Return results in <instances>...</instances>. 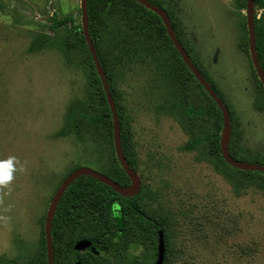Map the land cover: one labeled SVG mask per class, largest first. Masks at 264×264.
Returning a JSON list of instances; mask_svg holds the SVG:
<instances>
[{
  "label": "rangeland",
  "instance_id": "374dc122",
  "mask_svg": "<svg viewBox=\"0 0 264 264\" xmlns=\"http://www.w3.org/2000/svg\"><path fill=\"white\" fill-rule=\"evenodd\" d=\"M82 1L0 0V264L44 262L52 202L75 171L132 185L109 176L116 172L114 124L93 120L106 108L84 45L68 34L70 24L54 28L53 18H72L83 29ZM155 1L236 121V132L224 131L229 154L264 163V86L252 59L248 11L236 0ZM111 12L99 22L102 51L139 203L166 231L169 260L162 264H264V178L224 164L212 141L185 149L192 135L212 131L211 123L179 115L207 107L205 93L175 56L162 52L156 34L140 32L144 17H154ZM147 227L135 225L127 241L115 242L78 209L63 227L57 264H77L78 257L156 264L159 237L152 243ZM83 241L97 246L78 251Z\"/></svg>",
  "mask_w": 264,
  "mask_h": 264
},
{
  "label": "trees",
  "instance_id": "16d2710c",
  "mask_svg": "<svg viewBox=\"0 0 264 264\" xmlns=\"http://www.w3.org/2000/svg\"><path fill=\"white\" fill-rule=\"evenodd\" d=\"M148 1L162 8V6L157 1L155 0H148ZM236 1H237L238 9L240 10L247 9V0H236ZM254 2L256 8L259 7L260 9L264 10V0H254ZM112 10L114 12L123 15L127 14V15L137 16L139 14L140 15L148 14L151 15V17H154V19L150 18L149 16L144 17L145 19H147V22L146 24L140 27V32L145 35H149L150 33L156 34L157 39L161 40V43L163 44V47L161 48L162 52H167L168 54H172L180 61L182 67L185 70H187L190 77L198 84V86L202 89V91L206 95V98L208 99L209 105L207 107H203L199 109L193 108L184 112H179V115L182 118H185L186 116H190L191 119H196V120L200 119L202 121H206L207 123H211V127H210V129L212 130L211 133H207L203 137L197 139H195L194 136L192 135L191 141L185 146V149L187 150L195 149L199 144L203 142L212 141L214 146V151L220 157L223 163L228 165V163L225 162L221 151L222 133L224 129L223 112L219 107V105L217 104V102L210 96V94L206 91L204 86H202L199 83V81L195 78L192 71L189 69V67L182 59L180 53L178 52L174 43L172 42L171 38L168 35V32L166 30L162 18L156 15L155 13H153L151 10L147 9L144 5L137 2L136 0H88L87 11H88L89 32L93 40V43L95 44L97 54L100 60V64L105 71L107 83L109 85L114 101L116 103L117 112L120 120V127H121V144L129 165H131V162L128 156L129 154L128 149H126V144H125L126 130L122 119V110L117 103L118 102L117 95L112 88L111 78L107 72V62L105 60L104 53L102 51V42H103L102 37L104 36L102 34L101 25H99V22L101 23V20H104L106 16L108 18L109 15L113 13L111 12ZM169 16L171 17L170 20L172 26L177 36L179 37L180 33L177 29V25L174 19L172 18L171 14H169ZM53 21H54L55 29L61 28L62 26H66L67 24L71 25V29L70 30L68 29L67 32L70 36L78 37L81 40L82 44L84 45L90 65L93 69L95 78L99 82L100 95L102 96L106 108V112H104L103 115L94 118L93 120L99 123L100 122L113 123V113L108 102L107 94L104 89V84L102 78L100 77L97 71V67L94 62L93 56L90 53L89 46L87 44L86 37L82 27H74L73 25L74 22L72 18H66L62 20H55V18H53ZM255 29H256V49H257L261 68L264 70V13L261 18L255 16ZM245 31H247L246 17H245ZM180 43H182L181 39H180ZM183 47L185 48L184 45ZM193 63L197 67V69L203 74V76L209 82V84L212 86L213 90L221 98L215 86L205 76V74L202 72L198 64L194 61ZM172 70L174 73H176L174 67H172ZM221 100L224 102L222 98ZM181 117H177V120L180 123V125L184 129H186L185 123ZM235 123L236 121L234 117L231 115V126L234 132H236ZM113 152L115 153V147H113ZM231 155L233 159L239 161L237 155H235L234 153L233 154L231 153ZM239 162L248 163L243 161H239ZM249 164H257L260 166H264V163H261L259 160H255ZM115 165H116L115 175L109 174V176L112 177V179L117 181L119 184L126 185L127 183L130 182L131 180L130 177L128 176L126 170L123 168V166L117 159ZM246 173L257 175L261 178H264V172H254L247 170ZM78 209L86 210L92 216L93 220L99 226H101L106 231V233L109 234V236H113L115 242L116 241L118 242L119 240L127 241L128 238L133 233L132 228L135 225H139L140 223V225L142 224V226L144 225V226H148L147 228H151L148 229V233H150L149 239L150 241H152V243L156 244L158 242L159 230L164 228L159 221L153 219V217L149 213H147V211H144L143 206H141L139 203L138 196L133 198L123 197L113 187L95 179L92 176L83 175L77 178L67 188L64 196L60 200L57 207V211L53 220V228H52L54 264H57L58 257L60 255V252L58 251V247H59L58 241L62 234L63 227L66 225L69 214L77 213ZM144 218H147L146 225L143 222ZM154 224L157 226V230H154L152 228ZM164 235L166 239L165 229H164ZM42 245H43V255H44L43 256L44 262L42 264H48V248H47L46 232L43 234ZM78 258H79L78 261H80L81 264H89L90 262L89 261L90 259H86L83 261L81 260L80 257ZM165 258L169 260L168 252H166Z\"/></svg>",
  "mask_w": 264,
  "mask_h": 264
},
{
  "label": "water",
  "instance_id": "95a60500",
  "mask_svg": "<svg viewBox=\"0 0 264 264\" xmlns=\"http://www.w3.org/2000/svg\"><path fill=\"white\" fill-rule=\"evenodd\" d=\"M136 1L141 3L142 5H144L147 9L158 14L162 18V20L165 24V27L167 29L168 35L171 38L172 42L174 43L176 49L180 53L182 59L184 60L186 65L189 67V69L192 71L195 78L199 81V83L202 86H204L206 91L210 94V96L217 102V104L221 108V110L223 112V117H224V129H223V133H222L221 151H222V156H223L225 162L234 166V167L245 169L246 171L249 170V171H254V172H264V166H260L257 164L241 163V162L233 159V157L229 154L228 147L226 145L225 133H224V131L228 127L230 129L232 128L231 116H230L229 110H228L227 106L224 104V102L221 100V98L218 96V94L213 90V88L209 84V82L205 79L203 74L194 65L189 54L184 49L183 45L179 42L167 13L164 10L160 9L159 7L155 6L153 3H151L148 0H136ZM87 8H88V0H83L82 1L83 18H84L83 31H84V34L86 37L87 44L89 46L90 53L93 56L94 62L96 64L97 71H98L100 77L102 78V81H103V84L105 87V91L107 94L108 102H109V105H110L112 113H113V124H114V135H115L117 159L121 163L123 168L126 170L128 176L130 177V179L132 181V185L130 187H127V188H120L116 184H114L110 179L105 177L104 175H101V174H99L93 170H89V169H79V170L75 171L70 177H68L65 180V182L62 184L59 191L57 192V194H56V196L52 202V205H51V208H50V211L48 214V218H47L46 239H47V248H48V264H54L52 228H53V220H54V217H55V214L57 211L58 204H59L60 200L62 199V197L64 196L67 188L77 178H79L83 175L92 176L95 179L113 187L123 197H127V198L136 197L140 192V186L136 180L135 173L131 169V167L127 161V158L124 154L123 148H122L121 127H120L119 115L117 112L116 103L114 101L113 95H112L111 90L109 88V85L107 83L105 71L100 64V60H99V57L97 54L95 44L93 43V40H92L90 32H89ZM246 10L248 11V27H249V34H250V46H251L252 59H253L254 66L257 70L259 79L264 86V70L261 68L257 49H256V29H255L256 6H255L254 0H247V9ZM96 246H97L96 242L83 241V242L78 244L77 250L78 251H84L86 249H89L91 247H96ZM165 251H166V248H165L164 235H163V232L160 231L159 232V249H158L159 257H158V261L156 264H162L164 257H165ZM78 264H80V263H78Z\"/></svg>",
  "mask_w": 264,
  "mask_h": 264
},
{
  "label": "flooded vegetation",
  "instance_id": "af4514ba",
  "mask_svg": "<svg viewBox=\"0 0 264 264\" xmlns=\"http://www.w3.org/2000/svg\"><path fill=\"white\" fill-rule=\"evenodd\" d=\"M157 6V5H156ZM158 7V6H157ZM160 8V7H159ZM160 9H162V10H164L163 8H160ZM165 11V10H164ZM153 12V11H152ZM154 13V12H153ZM156 14V13H155ZM156 15H158V14H156ZM159 16V15H158ZM160 17V16H159ZM170 19V18H169ZM171 21V20H170ZM172 24V23H171ZM165 25V24H164ZM167 30V29H166ZM193 62V61H192ZM130 187V186H129ZM140 221V220H139ZM155 225V224H154ZM139 226H140V228H141V225H140V223H139ZM93 242V241H92ZM139 247V246H138ZM78 263H80V261H77V264ZM81 264V263H80Z\"/></svg>",
  "mask_w": 264,
  "mask_h": 264
}]
</instances>
